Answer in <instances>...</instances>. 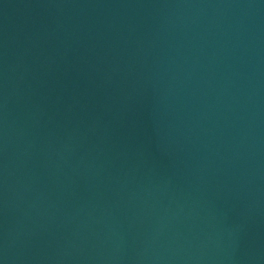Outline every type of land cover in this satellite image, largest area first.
<instances>
[{
	"label": "water",
	"instance_id": "95a60500",
	"mask_svg": "<svg viewBox=\"0 0 264 264\" xmlns=\"http://www.w3.org/2000/svg\"><path fill=\"white\" fill-rule=\"evenodd\" d=\"M0 264H118L44 225L0 196Z\"/></svg>",
	"mask_w": 264,
	"mask_h": 264
}]
</instances>
